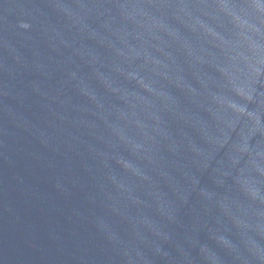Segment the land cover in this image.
Wrapping results in <instances>:
<instances>
[{
    "label": "water",
    "instance_id": "obj_1",
    "mask_svg": "<svg viewBox=\"0 0 264 264\" xmlns=\"http://www.w3.org/2000/svg\"><path fill=\"white\" fill-rule=\"evenodd\" d=\"M0 264H264V0H0Z\"/></svg>",
    "mask_w": 264,
    "mask_h": 264
}]
</instances>
